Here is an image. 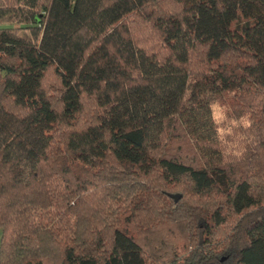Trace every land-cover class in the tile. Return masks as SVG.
<instances>
[{"label":"trees","instance_id":"1","mask_svg":"<svg viewBox=\"0 0 264 264\" xmlns=\"http://www.w3.org/2000/svg\"><path fill=\"white\" fill-rule=\"evenodd\" d=\"M12 1L0 5V264H264V174L228 157L211 107L238 93L264 134V0ZM139 15L161 52L134 39ZM164 225L192 232L188 255L166 261Z\"/></svg>","mask_w":264,"mask_h":264},{"label":"rangeland","instance_id":"2","mask_svg":"<svg viewBox=\"0 0 264 264\" xmlns=\"http://www.w3.org/2000/svg\"><path fill=\"white\" fill-rule=\"evenodd\" d=\"M160 1L166 10L172 9V2L170 0ZM12 2V0H1L0 5L11 4ZM129 24L134 39L142 47L155 50L158 53L161 52L162 44L159 40L158 33L147 20L146 15L132 16L129 18ZM48 81L55 83L54 79ZM244 100L238 93L230 91L224 93L220 99L213 101L211 107L219 140L223 143L224 151L229 158L237 161H250L253 170L257 167L264 174V134L255 135L257 131L255 132L253 130L258 126V120L248 110L249 107L246 106ZM25 143H30L29 138H24L19 143L13 145L12 150H22L25 147ZM165 189L170 193L182 194V200L189 201L192 198L188 187L170 186ZM238 218L239 216H231L223 225L216 229L214 241L217 244L219 242L221 244L225 242L226 237L234 229V224ZM168 230V226L164 225L155 235L157 238L166 235L170 238L172 237L167 247L169 256L166 261H170V256L172 257V255L173 257L188 255L193 247V238L190 237L192 232H180L171 236L167 233ZM170 247L173 251L175 250L174 253L169 249ZM156 264H166V262Z\"/></svg>","mask_w":264,"mask_h":264},{"label":"water","instance_id":"3","mask_svg":"<svg viewBox=\"0 0 264 264\" xmlns=\"http://www.w3.org/2000/svg\"><path fill=\"white\" fill-rule=\"evenodd\" d=\"M170 196H171L175 201H177V200L181 197V194H179V193H173V194H170Z\"/></svg>","mask_w":264,"mask_h":264}]
</instances>
